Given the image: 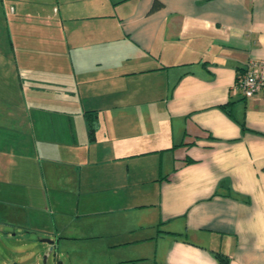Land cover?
Wrapping results in <instances>:
<instances>
[{
    "label": "crops",
    "instance_id": "0c3cea01",
    "mask_svg": "<svg viewBox=\"0 0 264 264\" xmlns=\"http://www.w3.org/2000/svg\"><path fill=\"white\" fill-rule=\"evenodd\" d=\"M107 3L127 14L0 0V238L14 264H264V93L234 91L264 62V0ZM105 17L107 51L84 56L73 27ZM98 193L117 227H67Z\"/></svg>",
    "mask_w": 264,
    "mask_h": 264
},
{
    "label": "rangeland",
    "instance_id": "374dc122",
    "mask_svg": "<svg viewBox=\"0 0 264 264\" xmlns=\"http://www.w3.org/2000/svg\"><path fill=\"white\" fill-rule=\"evenodd\" d=\"M107 1L108 0H56L57 5L60 4V6H58L57 9H59L60 7H63L64 9H68L70 7L71 12L74 9L83 8L87 6L92 7L96 5H99V6L104 5L105 8L100 9V10L104 11L105 13L113 12L114 14L115 11H117L120 15L127 14V9L123 7L122 5H120L117 8H113V7H111V9L108 8L109 5ZM40 2H44V0H40ZM112 20L113 18H106V17L105 18H93V19H88V20H82L80 21L78 25L74 26L72 31L75 30L74 31L75 33L77 31L78 37L80 38L79 43H81L80 47L78 48V51L86 57L93 55V54H97L102 51L106 52L107 48L102 43L103 39L101 38V36L109 34V27L107 24L109 22H113ZM113 31H114L113 34L116 36L118 33L116 26L114 27ZM62 33H64L63 27H62ZM95 36L97 37L96 39H95ZM120 47H122V49L126 53L125 50H127V46L123 41L120 42ZM95 58H94V61H95ZM120 60H121V63H120L121 68L128 66L129 65L128 63H130L131 61V59L128 58V55L123 54V53H121ZM131 62H133V59ZM97 66L101 68V64H97ZM95 71L96 70L88 72L83 77V83L85 82V84L83 85L88 90H91L95 86L96 79L99 78V76L101 75L99 72H95ZM135 160H136L135 162L137 166H140L144 162V159L137 158ZM133 161L134 159L132 158L131 162ZM89 201H90V205L92 206V211L94 212V215H91L88 218H84V217L77 218L81 214H78L77 209H74L73 212H70V214L72 215L69 217L70 219L67 220L66 222L67 227L69 226L70 228H72V230H76V228L79 230L80 229L88 230V229H93V228L94 230H99L101 228L117 227L118 221L116 219L113 220L107 215L102 216L100 214L101 213L100 206L102 202L101 193H98L94 195L93 197H90ZM79 212L82 213L83 212L82 209ZM40 239H46V238H40ZM40 244H43V246H46V243L44 242H41ZM11 246H12V243L10 242L8 243L5 239L1 240L0 238L1 256L8 259L9 264H14L16 261V258H13L12 255H10L9 250L11 251ZM26 248L24 247L21 248L19 252H22V250H25ZM14 249L15 250L17 249V244L14 247ZM45 255L46 254H43L40 257L39 263L40 264H52L50 261L53 262L55 260L54 256L51 257V259L47 263ZM4 258L0 257V260H3ZM65 259H66V256H65Z\"/></svg>",
    "mask_w": 264,
    "mask_h": 264
},
{
    "label": "built area",
    "instance_id": "2783aa9c",
    "mask_svg": "<svg viewBox=\"0 0 264 264\" xmlns=\"http://www.w3.org/2000/svg\"><path fill=\"white\" fill-rule=\"evenodd\" d=\"M234 91L241 92L247 98L264 93V62L251 61L238 78Z\"/></svg>",
    "mask_w": 264,
    "mask_h": 264
},
{
    "label": "trees",
    "instance_id": "16d2710c",
    "mask_svg": "<svg viewBox=\"0 0 264 264\" xmlns=\"http://www.w3.org/2000/svg\"><path fill=\"white\" fill-rule=\"evenodd\" d=\"M86 120L88 121V125H89L90 139L94 140L95 139V133L97 130V114L92 112V111H87L86 112ZM143 260H137V261H143Z\"/></svg>",
    "mask_w": 264,
    "mask_h": 264
},
{
    "label": "water",
    "instance_id": "95a60500",
    "mask_svg": "<svg viewBox=\"0 0 264 264\" xmlns=\"http://www.w3.org/2000/svg\"><path fill=\"white\" fill-rule=\"evenodd\" d=\"M44 242L52 243V240H50V239H45Z\"/></svg>",
    "mask_w": 264,
    "mask_h": 264
}]
</instances>
